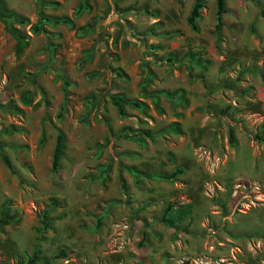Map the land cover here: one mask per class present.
Returning <instances> with one entry per match:
<instances>
[{"label":"rangeland","instance_id":"obj_1","mask_svg":"<svg viewBox=\"0 0 264 264\" xmlns=\"http://www.w3.org/2000/svg\"><path fill=\"white\" fill-rule=\"evenodd\" d=\"M194 1L0 0V264H264V0Z\"/></svg>","mask_w":264,"mask_h":264},{"label":"trees","instance_id":"obj_2","mask_svg":"<svg viewBox=\"0 0 264 264\" xmlns=\"http://www.w3.org/2000/svg\"><path fill=\"white\" fill-rule=\"evenodd\" d=\"M201 7V2L200 0H195L194 3L191 6L190 12L188 14L187 17V22L190 26V28L195 29V18L199 15V8ZM0 16L8 18L12 21H18L21 22V18L9 11H5L2 8H0ZM220 22V18H219V8L217 9V25ZM110 101L111 103L116 107L118 113L122 112V106H121V102L123 101L122 98L116 96V95H110ZM230 141L232 140V135L230 132ZM255 139H258L259 141H261L264 144V138L261 136H258L257 134L254 135ZM61 141H62V134L57 131L56 136H55V142H54V146H53V150H52V154H51V165L53 168H55L57 166L58 160L60 158V154H61V149H62V145H61ZM2 159L5 163H7V160L4 156H2ZM169 207L168 206H164L163 210H162V216H161V220L169 223L170 221L165 217V214L168 212ZM7 223H9V220L7 218H5L4 216H0V228L3 225H6ZM170 225V224H169ZM65 253L63 251H59L57 252L54 256L55 257H59V256H64Z\"/></svg>","mask_w":264,"mask_h":264}]
</instances>
